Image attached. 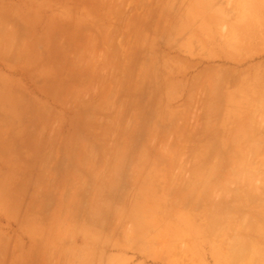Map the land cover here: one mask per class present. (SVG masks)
Returning <instances> with one entry per match:
<instances>
[{"label": "rangeland", "instance_id": "rangeland-1", "mask_svg": "<svg viewBox=\"0 0 264 264\" xmlns=\"http://www.w3.org/2000/svg\"><path fill=\"white\" fill-rule=\"evenodd\" d=\"M50 1L63 5L69 20L79 10L84 37L22 41L38 78L57 74L58 82L38 88L67 115L53 120L43 166L54 178L82 175L88 182L69 183L67 191L60 183L38 184L45 194L22 224H4V264H87L84 256L75 259L90 248L63 247L78 233L75 213L67 221L62 206L80 199L89 205L85 240L95 236L103 245L108 230L121 227L132 242L130 231L170 210L212 227L209 264H264V151L241 150L255 147L247 136L254 128L219 100L173 104L174 69L184 64L173 55L174 23L179 37L185 18L194 21L211 0ZM198 113L202 120H193Z\"/></svg>", "mask_w": 264, "mask_h": 264}, {"label": "crops", "instance_id": "crops-1", "mask_svg": "<svg viewBox=\"0 0 264 264\" xmlns=\"http://www.w3.org/2000/svg\"><path fill=\"white\" fill-rule=\"evenodd\" d=\"M62 7L50 0H35L32 5L0 0V264H4V224H22L27 211L45 194L38 191V184L60 183L67 191L69 183L88 182L82 175L54 178L43 166L52 151L49 142L53 120L67 115L60 112L50 92L38 88L44 80L58 82L57 74L52 69L38 78V70L26 58L31 55L27 43L22 47V41L29 39L64 40L68 34L82 40L84 23L78 20L79 10H73L69 20L70 14ZM202 8L194 21L185 18L179 37L174 23L173 55L184 64L174 69L173 104L181 107L219 100L230 105L236 112L232 118L254 128L247 136L255 147L241 150L264 151V2L211 0ZM64 24L75 27L65 32L60 26ZM195 118L202 120L200 113ZM62 207L66 220L75 213L78 233L63 247L77 252L91 249L87 256L78 254L77 262L84 256L87 264H209L208 254L214 255L209 235L212 227L206 223L194 226L177 211L165 210L155 223L130 231L132 242L125 239V228H110V239L102 245L95 236L84 239V215L89 205L83 199L72 204L67 201ZM95 231L93 224V234ZM102 248L115 250L101 255ZM220 254H227L226 249L222 247ZM216 260L223 263L222 258Z\"/></svg>", "mask_w": 264, "mask_h": 264}]
</instances>
